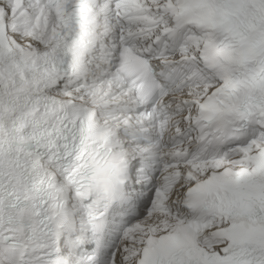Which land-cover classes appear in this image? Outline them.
<instances>
[{
  "label": "snow or ice",
  "instance_id": "obj_1",
  "mask_svg": "<svg viewBox=\"0 0 264 264\" xmlns=\"http://www.w3.org/2000/svg\"><path fill=\"white\" fill-rule=\"evenodd\" d=\"M0 264H264V0H0Z\"/></svg>",
  "mask_w": 264,
  "mask_h": 264
}]
</instances>
